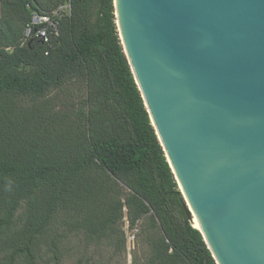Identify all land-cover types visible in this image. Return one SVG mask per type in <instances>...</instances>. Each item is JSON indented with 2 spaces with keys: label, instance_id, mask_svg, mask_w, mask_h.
I'll return each instance as SVG.
<instances>
[{
  "label": "trees",
  "instance_id": "obj_1",
  "mask_svg": "<svg viewBox=\"0 0 264 264\" xmlns=\"http://www.w3.org/2000/svg\"><path fill=\"white\" fill-rule=\"evenodd\" d=\"M49 42H24L35 14ZM73 82V110L48 98ZM31 99L33 106L23 102ZM66 224L101 239L129 216L153 226L148 264H217L156 134L119 36L114 0H0V256L34 264ZM137 264V263H136Z\"/></svg>",
  "mask_w": 264,
  "mask_h": 264
},
{
  "label": "water",
  "instance_id": "obj_2",
  "mask_svg": "<svg viewBox=\"0 0 264 264\" xmlns=\"http://www.w3.org/2000/svg\"><path fill=\"white\" fill-rule=\"evenodd\" d=\"M124 52L217 264H264V0H114Z\"/></svg>",
  "mask_w": 264,
  "mask_h": 264
},
{
  "label": "rangeland",
  "instance_id": "obj_3",
  "mask_svg": "<svg viewBox=\"0 0 264 264\" xmlns=\"http://www.w3.org/2000/svg\"><path fill=\"white\" fill-rule=\"evenodd\" d=\"M60 96V100L69 105L79 103L84 96V87L70 82L61 91L53 92L48 97ZM33 101L26 99L23 105L32 107ZM72 105V106H71ZM56 226L53 233L41 245L34 264H148L151 255L153 226L149 216L131 226L130 218L125 212L123 220L101 239L91 238L82 231L66 224L69 219L75 220L68 212L57 213ZM70 221V220H69ZM130 233L136 238L129 240ZM0 264H6L4 255L0 256ZM15 264H28L19 257Z\"/></svg>",
  "mask_w": 264,
  "mask_h": 264
},
{
  "label": "built area",
  "instance_id": "obj_4",
  "mask_svg": "<svg viewBox=\"0 0 264 264\" xmlns=\"http://www.w3.org/2000/svg\"><path fill=\"white\" fill-rule=\"evenodd\" d=\"M68 8V5L63 6L58 11H55L52 15L35 14L31 24H29L26 28L24 42H27L34 35H36L38 38H42L45 42H49L48 34L50 31L58 34L56 18L59 17L62 11L67 10ZM135 238V233H130L129 240L133 242Z\"/></svg>",
  "mask_w": 264,
  "mask_h": 264
},
{
  "label": "bare ground",
  "instance_id": "obj_5",
  "mask_svg": "<svg viewBox=\"0 0 264 264\" xmlns=\"http://www.w3.org/2000/svg\"><path fill=\"white\" fill-rule=\"evenodd\" d=\"M193 225L194 227L199 228L198 220L195 217L193 218Z\"/></svg>",
  "mask_w": 264,
  "mask_h": 264
}]
</instances>
